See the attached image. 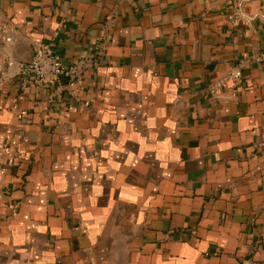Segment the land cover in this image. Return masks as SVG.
<instances>
[{"label":"crops","instance_id":"crops-1","mask_svg":"<svg viewBox=\"0 0 264 264\" xmlns=\"http://www.w3.org/2000/svg\"><path fill=\"white\" fill-rule=\"evenodd\" d=\"M0 20V264H264V0H0ZM37 40L72 74L4 66Z\"/></svg>","mask_w":264,"mask_h":264},{"label":"built area","instance_id":"built-area-1","mask_svg":"<svg viewBox=\"0 0 264 264\" xmlns=\"http://www.w3.org/2000/svg\"><path fill=\"white\" fill-rule=\"evenodd\" d=\"M17 30L18 26L15 23L0 20V44L12 43ZM248 62H255L264 66V50L253 55ZM4 66L6 68L16 66L19 75L45 84L54 83L73 72L71 68H65L55 51L40 40L33 41L32 55L29 60L15 61L7 59ZM240 77V67L234 68L228 76L233 83L238 82ZM215 89V86L211 87L210 92H215Z\"/></svg>","mask_w":264,"mask_h":264}]
</instances>
